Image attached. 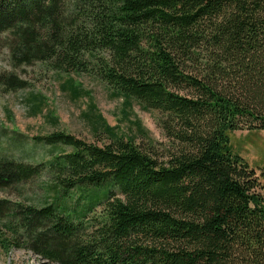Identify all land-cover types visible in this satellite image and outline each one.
Returning a JSON list of instances; mask_svg holds the SVG:
<instances>
[{"label":"trees","instance_id":"1","mask_svg":"<svg viewBox=\"0 0 264 264\" xmlns=\"http://www.w3.org/2000/svg\"><path fill=\"white\" fill-rule=\"evenodd\" d=\"M0 34L13 67L93 75L126 105L158 111L169 140L145 151L98 115L105 146L54 132L35 139L53 148L48 161L0 157L1 191L48 173L62 192L44 207L0 200L2 251L58 264H264V196L230 145V133L264 130V0H0ZM27 85L0 75L5 91ZM109 181L117 191L99 207L63 204Z\"/></svg>","mask_w":264,"mask_h":264},{"label":"rangeland","instance_id":"2","mask_svg":"<svg viewBox=\"0 0 264 264\" xmlns=\"http://www.w3.org/2000/svg\"><path fill=\"white\" fill-rule=\"evenodd\" d=\"M3 74H13L28 85L14 91L0 87V157L33 165L48 161L53 148L35 139L54 132L72 134L88 143L105 146L111 137L99 124L98 115L120 135L134 138L145 151L152 149L151 144L161 150L169 142L160 127L158 111L149 110L134 99L126 105L123 97L114 96L108 84L93 75L60 73L41 63L13 67L6 35L0 34V75ZM138 121L143 132L135 125ZM230 145L233 152L256 171L259 192L264 196V130L244 129L230 133ZM65 150L69 149L55 148L57 152ZM112 191L117 188L111 181L73 190L63 204L76 215L87 207H99ZM61 194L52 177L43 173L30 181L0 190V200L14 205L44 207ZM87 217L91 219L93 213ZM0 264L58 263L28 249L12 248L8 252L0 249Z\"/></svg>","mask_w":264,"mask_h":264}]
</instances>
